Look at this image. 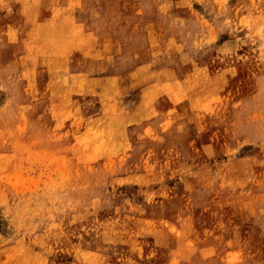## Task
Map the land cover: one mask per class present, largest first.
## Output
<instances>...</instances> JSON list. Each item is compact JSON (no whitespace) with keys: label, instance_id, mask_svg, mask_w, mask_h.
Listing matches in <instances>:
<instances>
[{"label":"rangeland","instance_id":"1","mask_svg":"<svg viewBox=\"0 0 264 264\" xmlns=\"http://www.w3.org/2000/svg\"><path fill=\"white\" fill-rule=\"evenodd\" d=\"M6 1L0 264H264V0Z\"/></svg>","mask_w":264,"mask_h":264},{"label":"bare ground","instance_id":"2","mask_svg":"<svg viewBox=\"0 0 264 264\" xmlns=\"http://www.w3.org/2000/svg\"><path fill=\"white\" fill-rule=\"evenodd\" d=\"M34 1V0H33ZM6 2H8V0L6 1ZM68 3V2H67ZM40 5H41V3H40ZM65 5H66V2H65ZM18 11V10H17ZM57 13H58V11H57ZM59 15V14H58Z\"/></svg>","mask_w":264,"mask_h":264}]
</instances>
